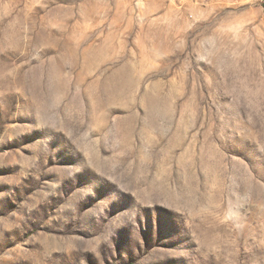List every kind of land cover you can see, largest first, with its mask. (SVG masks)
I'll use <instances>...</instances> for the list:
<instances>
[{
    "label": "rangeland",
    "instance_id": "1",
    "mask_svg": "<svg viewBox=\"0 0 264 264\" xmlns=\"http://www.w3.org/2000/svg\"><path fill=\"white\" fill-rule=\"evenodd\" d=\"M0 264H264V0H0Z\"/></svg>",
    "mask_w": 264,
    "mask_h": 264
}]
</instances>
